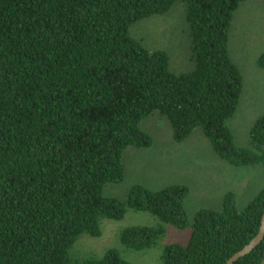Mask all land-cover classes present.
<instances>
[{"label":"trees","instance_id":"trees-1","mask_svg":"<svg viewBox=\"0 0 264 264\" xmlns=\"http://www.w3.org/2000/svg\"><path fill=\"white\" fill-rule=\"evenodd\" d=\"M187 7L195 66L174 72L165 50L131 35L138 20ZM246 0H0V264H131L117 248L80 256V237H100L104 220L129 209L153 224L124 227L119 239L143 251L169 227L191 229L164 246L162 264H227L258 234L264 187L243 208L234 191L220 208L190 218L189 186L133 184L125 199L105 194L124 181V153L148 148L141 127L158 113L182 142L202 130L234 166L264 167V114L239 145L229 125L244 77L230 52L234 13ZM264 68V50L257 58ZM234 264H264V240Z\"/></svg>","mask_w":264,"mask_h":264},{"label":"rangeland","instance_id":"rangeland-1","mask_svg":"<svg viewBox=\"0 0 264 264\" xmlns=\"http://www.w3.org/2000/svg\"><path fill=\"white\" fill-rule=\"evenodd\" d=\"M131 35L150 50H165L172 71L188 72L195 66L192 54L187 7L177 2L164 14L138 20ZM264 50V0H246L234 13L230 30V52L244 77L239 106L229 125L239 145L249 144V131L256 118L264 114V68L257 58ZM141 127L153 137L148 148H128L124 153V181L111 183L105 194L125 199L136 183L152 190L169 184L189 186L186 208L190 218L201 208H220L226 192L237 194L240 208L245 207L264 187V167L259 164L234 166L213 149L202 130H195L178 142L168 120L155 113L142 121ZM156 219L147 212L129 209L121 220L102 222L100 237L83 235L75 245L80 256H101L109 248H117L131 264H162L164 246L172 242L186 244L191 229L169 227L167 235L150 249L136 251L123 246L120 231L130 225L153 224Z\"/></svg>","mask_w":264,"mask_h":264},{"label":"water","instance_id":"water-1","mask_svg":"<svg viewBox=\"0 0 264 264\" xmlns=\"http://www.w3.org/2000/svg\"><path fill=\"white\" fill-rule=\"evenodd\" d=\"M264 240V216L262 219V225L258 234L247 244L243 249L235 253L227 262V264H234L240 257L251 252L255 247H257Z\"/></svg>","mask_w":264,"mask_h":264}]
</instances>
